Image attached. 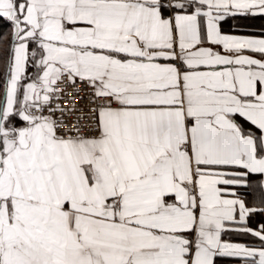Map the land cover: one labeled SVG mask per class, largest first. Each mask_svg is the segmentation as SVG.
<instances>
[{"label":"snow or ice","instance_id":"obj_1","mask_svg":"<svg viewBox=\"0 0 264 264\" xmlns=\"http://www.w3.org/2000/svg\"><path fill=\"white\" fill-rule=\"evenodd\" d=\"M255 18L264 0H0V264H264Z\"/></svg>","mask_w":264,"mask_h":264},{"label":"crops","instance_id":"obj_2","mask_svg":"<svg viewBox=\"0 0 264 264\" xmlns=\"http://www.w3.org/2000/svg\"><path fill=\"white\" fill-rule=\"evenodd\" d=\"M231 23L232 22H229V25L227 23L224 25V28L226 31H228L230 29ZM242 24L251 25L252 27L250 29H248L249 31L259 32L261 26H264V18H262V20H258V21H254V20L249 19V20H247V22H243ZM254 220L255 221H262V220H264V217H260L259 220H257V219H254ZM239 242H244V241L241 240Z\"/></svg>","mask_w":264,"mask_h":264},{"label":"trees","instance_id":"obj_3","mask_svg":"<svg viewBox=\"0 0 264 264\" xmlns=\"http://www.w3.org/2000/svg\"><path fill=\"white\" fill-rule=\"evenodd\" d=\"M251 20L258 21V20H262V18H255V19H251ZM243 22H247V20L241 21V23H243ZM227 24L229 25V23H227ZM256 217L254 219L259 220L260 217L259 216H256ZM255 242L258 243V241H255Z\"/></svg>","mask_w":264,"mask_h":264},{"label":"built area","instance_id":"obj_4","mask_svg":"<svg viewBox=\"0 0 264 264\" xmlns=\"http://www.w3.org/2000/svg\"><path fill=\"white\" fill-rule=\"evenodd\" d=\"M81 87H83V85H81ZM81 95H83V92L81 93Z\"/></svg>","mask_w":264,"mask_h":264}]
</instances>
